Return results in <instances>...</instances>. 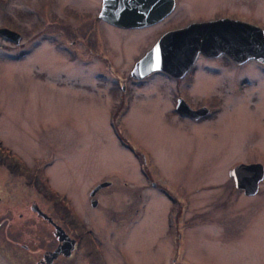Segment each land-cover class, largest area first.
<instances>
[{
  "label": "rangeland",
  "instance_id": "1",
  "mask_svg": "<svg viewBox=\"0 0 264 264\" xmlns=\"http://www.w3.org/2000/svg\"><path fill=\"white\" fill-rule=\"evenodd\" d=\"M52 1L58 3L56 19H38L36 4ZM93 1L0 0V24L22 33L18 47L0 38V191L22 193L23 197L34 194L44 207H50L44 192H52V198L47 193L51 201L59 200L63 193L86 220L95 222L92 217L96 214L100 224H106L97 213L101 210L87 204V191L96 182L109 179L110 184L99 191L100 198L110 209L120 208V220L116 225L110 222L120 229L137 193L146 197L137 166L144 151L155 166L153 176L162 184L179 185L184 192L178 229L181 261L171 263L172 245H166V257L161 258L165 264H264V74L240 90L218 85L220 102L208 103L213 115L196 123L163 113L166 120L156 119L161 110H147L143 103L155 99L137 97L142 89L136 85L128 102L132 105L137 100L142 105L124 109L126 100L117 111L115 102L122 95L114 75L131 78L129 68L135 58L165 26L179 20L169 16L135 30L114 29L103 22L101 57L85 52L91 39ZM220 1L239 5L235 0H214L212 4ZM254 1L248 0V4L252 6ZM255 9L260 10L259 4ZM261 13L264 15L263 10ZM215 62L196 60V64ZM254 63L248 61L249 71L257 68ZM228 74L217 72L211 85L222 78L225 83ZM154 92L165 95L164 91ZM108 114L113 126L122 128L118 130L121 136L115 135ZM240 161L262 164V179L253 193H244L229 179L227 169ZM150 192L155 197L137 218L134 239L146 242L140 246H145L150 259H156L163 253L159 249L158 255L153 254L152 243L159 228L164 229L168 203L157 188ZM172 239L173 234L167 237L168 242ZM162 241L160 237V244Z\"/></svg>",
  "mask_w": 264,
  "mask_h": 264
},
{
  "label": "flooded vegetation",
  "instance_id": "2",
  "mask_svg": "<svg viewBox=\"0 0 264 264\" xmlns=\"http://www.w3.org/2000/svg\"><path fill=\"white\" fill-rule=\"evenodd\" d=\"M213 1L166 0L165 4L169 6L166 12L156 20L140 26H120L105 20L100 16L102 0H96L95 3L93 1V4H91V16L89 18L91 39L88 45L85 39L83 41L87 45L85 52H88V54L94 52L95 55L100 54L99 56L102 57L99 49V38L101 36L100 28L103 22L110 28L135 30L161 22L166 18L168 19L169 16L173 18L177 17L179 23L165 26L155 35L150 45L168 30L183 27L189 23L208 20L251 23L259 26L264 31V15L261 13L262 10L264 11V5L261 4V0L260 2L259 0H255L252 2V6L248 4V0H235L239 4L238 6L233 5L234 3L228 4L221 1L212 4ZM3 2L5 3L6 0H3ZM56 3L52 1L36 4L35 11L37 18H46L48 20V18L53 16L56 19V15L54 14ZM197 3L199 7L196 8ZM258 4L260 7L259 11L255 9ZM174 11L176 14H173L175 13ZM180 12H185L184 16ZM196 14L199 15L197 16ZM54 19H52L53 22H55ZM0 25L15 29L8 24ZM86 26L84 24V30ZM15 30L19 33V39L18 36L16 40L0 36L2 42L15 45L16 47L21 46L22 42L20 38L22 37V33L20 30ZM71 42H73V39ZM17 53H21L20 50ZM199 58L210 59L216 62L210 65L196 64V60ZM249 60L255 61L253 65L257 68L249 71ZM105 61L107 64L109 63L107 59ZM262 62L264 60L259 61L254 57L235 61L225 51H218L210 55L198 51L195 53L190 64L180 66L177 71H170L169 67L163 66L150 67L139 75L131 74L132 63L129 68L131 78L127 79L124 76L114 75L116 78L115 81L118 84L117 92H120V95H122L119 100L117 97L115 102L118 106L117 111L120 110L121 104L126 100L127 103L124 109L128 107L135 109L137 105L141 104L137 103V100L132 105L128 102L133 93V85H136L142 89L139 91L137 97L142 96V98L148 97L155 99L152 103H143L147 107V110L156 108L161 110L157 113L159 117H156V119L166 120L161 116V113H163L172 119H184L191 121V123H196V121L207 119L213 115V108L210 109L208 103L217 104L220 102V96L218 97L216 94L219 88L218 85L226 84L234 91L240 90L245 84L248 85L249 82H255V78L260 74H264V65ZM219 71H228V80L223 83L222 78L220 81H216L211 85L214 76ZM153 78H158L159 80L150 81ZM150 88L152 92H150ZM207 88H211L212 92H210L211 90L208 92ZM154 91L156 93H162L164 91L165 95H155ZM198 107H202V112L196 113V108ZM108 115L110 116V125L113 126V122L111 121L112 117L110 114ZM118 130L122 131V128L118 126L117 129L116 126H113L115 135L121 136ZM129 150H132V147ZM131 153L134 154L133 152ZM138 162L139 165L137 166L140 167L139 174L141 173V178L143 179L142 186L145 189L147 188L144 190L147 203L145 201L146 197L140 196L138 192L133 209L126 216V221L120 229H117L116 226L114 228L111 224L116 225L117 221L120 220L117 214L120 208L110 209L108 205L101 202L100 198L99 191L110 184L111 181L109 179H102L96 182L94 185L102 181H107V183L97 186L92 192L90 190L94 185L87 191V204L91 208L101 210V212L97 213L99 215L101 213L102 217L100 216V220L107 221L106 224H100L96 214L92 217L95 222L86 220L76 204L63 193L61 194L64 197L60 196L59 200L56 199V202L54 199L51 201L52 192H44L42 195L49 201L48 203L50 205V207H44V204L36 201L34 194H27L26 197H23L22 193L0 191V264H165V260L163 261L161 258L166 257V245H172L173 259L171 263L173 260L181 261L180 247L178 245V229L182 226V211L185 203L183 198L184 192H182L179 185L177 187L175 185L171 187L162 184L158 181L157 177L153 176L151 172H154L152 168L155 169V166L150 163V159L144 151H141V160ZM229 177L234 185L232 175H229ZM152 187L157 188L159 195L168 203L163 213L164 229L160 231L161 228H159L160 233L158 232L156 234L158 236L156 237L158 245L156 244V240L152 243V248H154L153 254L158 255L159 249L163 253V255L157 256L156 259H150L145 246H140V243L145 244L146 242H140L134 239L135 222L139 216L145 213V208L148 206L151 197H155L150 192ZM238 188L242 190L241 187ZM47 193L50 195V199ZM185 200L187 203L188 199L186 197ZM156 203L159 202L156 200ZM171 234L174 235V239L168 242L167 237ZM160 237L163 238L161 244ZM133 239L138 243L135 244ZM68 243L69 246H67ZM158 258L160 260L155 262Z\"/></svg>",
  "mask_w": 264,
  "mask_h": 264
},
{
  "label": "water",
  "instance_id": "3",
  "mask_svg": "<svg viewBox=\"0 0 264 264\" xmlns=\"http://www.w3.org/2000/svg\"><path fill=\"white\" fill-rule=\"evenodd\" d=\"M166 0H102L100 16L120 26H140L159 18L168 5ZM0 34L17 39L18 33L5 26H0ZM198 51L210 55L218 51L227 52L235 61L254 57L264 60V31L257 25L236 21L220 22L208 20L189 23L183 27L164 32L153 44L138 57L131 74L139 75L150 67H169L177 71L180 66L192 62ZM202 107L196 108V113ZM263 167L259 161L238 162L227 169L232 175L234 185L241 187L246 194L253 193L257 181L262 178ZM102 181L97 186L105 184ZM71 245V243H70ZM69 246V243L68 245Z\"/></svg>",
  "mask_w": 264,
  "mask_h": 264
}]
</instances>
